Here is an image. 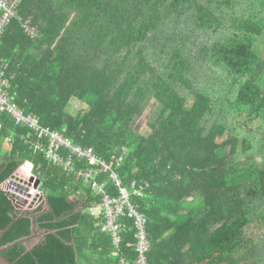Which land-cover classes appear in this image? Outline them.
Masks as SVG:
<instances>
[{
	"label": "trees",
	"instance_id": "trees-1",
	"mask_svg": "<svg viewBox=\"0 0 264 264\" xmlns=\"http://www.w3.org/2000/svg\"><path fill=\"white\" fill-rule=\"evenodd\" d=\"M1 70L25 114L121 160L124 188L144 187L133 203L148 219L150 264H264V0H22L0 41ZM37 144L0 113L3 254L13 264L134 263L133 222L120 220L116 247L93 212L101 199L78 177L89 163L63 170ZM27 164L45 206L21 211L2 186ZM95 180L118 196L108 174Z\"/></svg>",
	"mask_w": 264,
	"mask_h": 264
},
{
	"label": "built area",
	"instance_id": "built-area-1",
	"mask_svg": "<svg viewBox=\"0 0 264 264\" xmlns=\"http://www.w3.org/2000/svg\"><path fill=\"white\" fill-rule=\"evenodd\" d=\"M22 0H0V41L5 33L6 28L10 22L17 15L18 8ZM28 33V30H26ZM10 83L9 79L5 77L3 70L0 71V113L10 115L17 126H23L33 132L38 138L45 140L46 145H35L37 150H40L44 158L51 164L58 166L66 171H72L74 159L86 160L91 166L87 171L79 173L78 177L85 178L90 182L91 188L97 197L101 199V205L98 208L104 217L105 224L102 230L111 235L113 243L118 247L122 241L121 219L128 218L133 222L135 228V250L137 254L136 261L129 263L122 259L121 264H150L148 261V253H150L151 243L150 236L147 232V217L139 212L138 208L133 203V198L144 197V187L137 186L133 183L131 191L124 188L123 183L116 172V168L120 166L121 160L114 158L111 162H106L97 157L93 148L83 147L73 144L69 139L57 131L42 127L39 120L32 115L25 114L17 105L15 96L10 94L7 90ZM66 150V154H62ZM96 171L101 174H108L111 181L114 183L118 191V196L113 197L107 194L106 188L95 180ZM20 185H24V180L17 181ZM7 193L10 198L15 195L16 199L21 202H27V205L22 211H32L38 207L45 206V199L40 193L39 189H34L31 183L28 189V196L26 198L22 195L15 194L11 191L8 183ZM25 186V185H24ZM11 200V199H10ZM32 205V210H28Z\"/></svg>",
	"mask_w": 264,
	"mask_h": 264
},
{
	"label": "water",
	"instance_id": "water-1",
	"mask_svg": "<svg viewBox=\"0 0 264 264\" xmlns=\"http://www.w3.org/2000/svg\"><path fill=\"white\" fill-rule=\"evenodd\" d=\"M28 165V164H27ZM30 169L32 168L31 165ZM17 172L5 183H8V185L10 186V189L12 192H14L15 194H19L22 195L26 198H29L28 196V189L31 186V182H33V188L34 189H38L39 188V180L35 179L31 174H30V180L28 182H24V185H19V183L17 182L19 179L17 178ZM12 203L14 204V206L18 209V210H24V207L27 205V202H21L18 201L19 199H16L15 195H13L11 198ZM28 210H32V205L29 206ZM7 249V248H6ZM6 249H2L0 250V264H13L3 253Z\"/></svg>",
	"mask_w": 264,
	"mask_h": 264
},
{
	"label": "crops",
	"instance_id": "crops-1",
	"mask_svg": "<svg viewBox=\"0 0 264 264\" xmlns=\"http://www.w3.org/2000/svg\"><path fill=\"white\" fill-rule=\"evenodd\" d=\"M30 174H31L30 166L25 165L23 167V169L17 173L16 176L19 180L29 181L30 180ZM31 183L33 185V182H31ZM93 212H94L95 216H99L101 214L99 209L94 210ZM34 236H35L34 237L35 239L33 240V244H36L42 238L43 234L42 233H36Z\"/></svg>",
	"mask_w": 264,
	"mask_h": 264
},
{
	"label": "rangeland",
	"instance_id": "rangeland-1",
	"mask_svg": "<svg viewBox=\"0 0 264 264\" xmlns=\"http://www.w3.org/2000/svg\"><path fill=\"white\" fill-rule=\"evenodd\" d=\"M75 110L77 111L78 110V108H74V105H73V107H72V113L73 112H75ZM135 129L139 132V133H141V134H145L146 133V127H145V119L144 118H142V119H140V120H138V122H137V124H136V126H135ZM237 136H238V138H243V136H244V133H243V131L240 129L238 132H237ZM25 166V165H24ZM23 166V167H24ZM22 167V168H23ZM2 190L3 191H6L7 192V190H8V186H6L5 185V183H4V185L2 186Z\"/></svg>",
	"mask_w": 264,
	"mask_h": 264
}]
</instances>
